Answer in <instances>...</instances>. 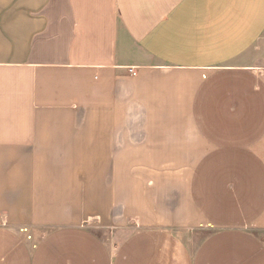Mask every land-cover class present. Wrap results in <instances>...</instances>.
I'll use <instances>...</instances> for the list:
<instances>
[{"label": "crops", "instance_id": "1", "mask_svg": "<svg viewBox=\"0 0 264 264\" xmlns=\"http://www.w3.org/2000/svg\"><path fill=\"white\" fill-rule=\"evenodd\" d=\"M0 264H264V0H0Z\"/></svg>", "mask_w": 264, "mask_h": 264}, {"label": "built area", "instance_id": "2", "mask_svg": "<svg viewBox=\"0 0 264 264\" xmlns=\"http://www.w3.org/2000/svg\"><path fill=\"white\" fill-rule=\"evenodd\" d=\"M134 73V72H133Z\"/></svg>", "mask_w": 264, "mask_h": 264}]
</instances>
